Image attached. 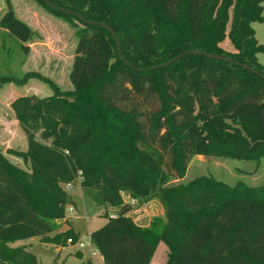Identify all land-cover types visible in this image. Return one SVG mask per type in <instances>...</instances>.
Returning <instances> with one entry per match:
<instances>
[{"label": "trees", "instance_id": "trees-1", "mask_svg": "<svg viewBox=\"0 0 264 264\" xmlns=\"http://www.w3.org/2000/svg\"><path fill=\"white\" fill-rule=\"evenodd\" d=\"M69 22L77 44L63 92L40 74L0 76L3 84L45 81L52 95L19 97L12 104L27 138L14 153L27 170L0 151V264H39L27 247L40 238L65 248L79 242L67 219L77 202L67 186L79 182L89 202L114 209L90 234L103 264H151L160 244L167 264H264V185L230 186L213 176L173 185L197 157L264 158V52L252 27L264 21V0H45L86 21L109 25L113 35L35 0ZM0 31L26 44L37 34L5 0ZM229 37L235 48L221 47ZM200 52L233 62L181 54ZM237 63V64H236ZM131 202L156 200L164 219L134 223ZM70 228L60 232L59 222ZM87 264H92L91 262Z\"/></svg>", "mask_w": 264, "mask_h": 264}, {"label": "rangeland", "instance_id": "rangeland-1", "mask_svg": "<svg viewBox=\"0 0 264 264\" xmlns=\"http://www.w3.org/2000/svg\"><path fill=\"white\" fill-rule=\"evenodd\" d=\"M16 16L25 22L36 34V38L26 44L29 52L24 55L21 43L0 31V76L22 77L26 73L40 74L56 84L63 92L71 91L69 74L75 57L77 44L76 31L69 22L50 15L35 0H11ZM6 12L5 0H0V20ZM229 22L227 37L221 47L234 52L235 48L229 37L234 7L228 11ZM256 39L264 47V21L252 25ZM264 64V52L258 56ZM52 89L43 80L31 79L25 85L14 83L3 84L0 80V151L13 165L27 170L28 165L14 153H25L28 149L26 135L15 118L12 104L19 97L35 95L45 98L52 95ZM201 176H213L230 186L243 182L248 186L264 185V158L241 161L224 157H195L188 168L187 175L182 180L173 181V185L186 184ZM68 193L77 202L74 213L67 214L71 226L79 234V242H86L81 250L77 245H68L64 249L55 245L43 244L40 238L19 241L12 247L26 246L36 257L39 264H100L102 256L91 244L90 234L102 228L108 219L113 217L114 209L100 208L89 202L82 195L79 182ZM125 202L131 203L134 210L130 214L135 224L146 228L155 219H164L163 207L156 200L145 205L131 202L125 197ZM80 251H79V250ZM78 252L84 255L77 257ZM168 249L160 244L154 254L151 264H167Z\"/></svg>", "mask_w": 264, "mask_h": 264}, {"label": "water", "instance_id": "water-1", "mask_svg": "<svg viewBox=\"0 0 264 264\" xmlns=\"http://www.w3.org/2000/svg\"><path fill=\"white\" fill-rule=\"evenodd\" d=\"M44 2L49 5L50 7H52L53 9H57L59 11H61L62 13H66V14H69V15H74L76 17H78L82 22L84 23H87L88 25H92V26H101L103 28H105L106 30H108L114 37V39L116 40V43H117V48H118V51L120 53V57L121 59L124 61V63L126 65H128V62L124 59L123 55H122V52H121V46H120V43L118 41V38L114 32V30L109 26V25H106V24H100V23H91V22H88L85 20V18H83L82 16H80L79 14H76L72 11H66L64 9H61V8H56L55 6H53L52 4H50L49 2L45 1ZM185 55H195V56H205L209 59H215V60H219V61H227V62H233L231 59H228V58H225V57H221V56H213V55H207V54H203V53H200V52H188V53H184V54H181L179 55L178 57L174 58L173 60L169 61L168 63H165L163 65H160V66H157V67H153L152 70H157V69H161V68H166L170 65H172L173 63H175L176 61L180 60L181 58H183ZM237 64V63H236ZM245 69H248L250 70L252 73L260 76L261 78L264 79V75H261L260 73L254 71L253 69H250L246 66H243Z\"/></svg>", "mask_w": 264, "mask_h": 264}, {"label": "crops", "instance_id": "crops-1", "mask_svg": "<svg viewBox=\"0 0 264 264\" xmlns=\"http://www.w3.org/2000/svg\"><path fill=\"white\" fill-rule=\"evenodd\" d=\"M72 67V66H71ZM83 195V194H82ZM75 209V208H74ZM75 211V210H74ZM74 213V212H73ZM67 214H70V213H67ZM67 219H69L70 220V218L67 216ZM59 224L61 225V227H60V232H64V231H66V230H68L69 228H70V226L68 225V224H66V222L65 221H62V222H59ZM70 224H71V221H70ZM73 228V227H72ZM74 229V228H73ZM75 230V229H74ZM92 233V232H91ZM69 245V244H68ZM67 245V246H68ZM21 247V246H20ZM26 247V246H25ZM59 248H61V249H64V248H62V247H59ZM84 249V248H83ZM83 249H81V250H83ZM79 250V249H78ZM80 251V250H79ZM77 257H79V258H81V259H83V257H84V255L82 254V253H80V252H78V254H77ZM102 258V257H101ZM89 263V262H88ZM87 264V263H86ZM100 264H103V258H102V260H101V262H100Z\"/></svg>", "mask_w": 264, "mask_h": 264}, {"label": "built area", "instance_id": "built-area-1", "mask_svg": "<svg viewBox=\"0 0 264 264\" xmlns=\"http://www.w3.org/2000/svg\"><path fill=\"white\" fill-rule=\"evenodd\" d=\"M73 187V184H71V185H68L67 186V189L69 190V189H71ZM74 212V208H72V207H69L68 208V210H67V213H73ZM68 244L69 245H72L73 243H72V240H68ZM86 242H78L76 245L80 248V249H83V248H85V246H86Z\"/></svg>", "mask_w": 264, "mask_h": 264}]
</instances>
